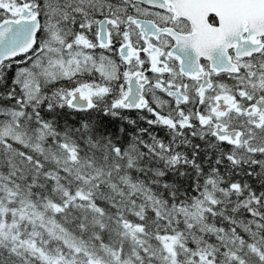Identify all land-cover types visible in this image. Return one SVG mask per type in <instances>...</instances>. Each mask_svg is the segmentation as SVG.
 <instances>
[{
    "label": "snow or ice",
    "instance_id": "snow-or-ice-1",
    "mask_svg": "<svg viewBox=\"0 0 264 264\" xmlns=\"http://www.w3.org/2000/svg\"><path fill=\"white\" fill-rule=\"evenodd\" d=\"M0 264H264V0H0Z\"/></svg>",
    "mask_w": 264,
    "mask_h": 264
},
{
    "label": "trees",
    "instance_id": "trees-1",
    "mask_svg": "<svg viewBox=\"0 0 264 264\" xmlns=\"http://www.w3.org/2000/svg\"><path fill=\"white\" fill-rule=\"evenodd\" d=\"M135 115V114H134ZM163 136V132L160 133Z\"/></svg>",
    "mask_w": 264,
    "mask_h": 264
}]
</instances>
